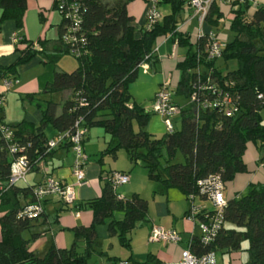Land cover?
<instances>
[{"label": "trees", "instance_id": "1", "mask_svg": "<svg viewBox=\"0 0 264 264\" xmlns=\"http://www.w3.org/2000/svg\"><path fill=\"white\" fill-rule=\"evenodd\" d=\"M128 1L77 0L78 27L72 30L73 39L69 45H65L60 38L66 25V18L60 14L58 37L51 43V49L47 45L49 40L44 37L35 41L20 37L16 42L21 52L19 57L10 65L0 66L2 84L6 79L18 81L17 66L37 54H44L42 61L45 69L38 76L41 92L71 91L59 102L41 98L37 93L25 96L40 110L38 125L25 119L8 124L0 117V124L12 128L13 141L18 146L16 152L10 153L0 134V264H88L92 254H102L98 250L96 231L99 225H106L108 235L116 236L119 245L131 252L128 233L137 221L146 220V199L138 193L128 198L121 197L111 182L112 171H109L100 195L95 198L74 204L75 199L66 202L57 196L64 205L75 210L81 206L88 207L93 214L92 220L88 226L72 229L70 247L51 245L44 256L38 257L30 243L45 234L46 230L33 229L42 224L44 200L55 195L44 197L41 200L42 210L35 216H28L21 211L34 202L33 187L44 180L12 185L7 180L10 164L19 156L27 157L31 172L38 169L42 160L58 146L64 145L72 150L68 139L48 150L49 138L44 132L47 126L57 131L55 136L73 131L76 120L86 128V133L92 127L102 128L115 139V144H108L99 152L100 164L105 154L115 156L122 148L131 163L146 169L150 180L158 181L166 188L179 189L188 200L190 195H194V199L204 198L199 182L209 175L217 174L225 183L237 173L245 172L247 168L242 155L247 142L252 141L264 148V3L257 4L250 15L247 13L250 6L247 0L229 4L214 0L211 3L203 23L207 21L218 25L223 16V5H226L231 13L229 27L234 35L231 40L222 42L224 47L220 57L207 61L204 55L208 33L213 32L217 38L218 34L211 30L208 33L200 31L192 44L190 34L178 28L177 18L188 0H158L157 9L159 4H166L170 12L160 13V18L150 25L146 21L138 31L127 12ZM26 5L27 0H0V22L13 20L21 29ZM54 7L56 9V0ZM39 14L44 20V11L40 10ZM202 24H198L199 28ZM161 37H170L178 45L188 46L186 54L176 64L179 79L173 90L188 101L184 105L177 104L180 107L177 127L172 132L164 130L157 136L145 129L153 113L132 101L129 86L144 63L158 61L155 43ZM81 38L85 40L82 43ZM79 45L78 55L72 54L70 46ZM65 54L73 56L77 62L71 71L57 70L58 62ZM220 59L224 61V66L235 62V67L222 68L218 65ZM198 67L205 74L200 78L196 75ZM9 88L5 87L0 92L5 97L0 107L6 102ZM223 90L231 93L236 106L231 115L224 107L208 106ZM194 92L195 99L192 101L190 97ZM134 123L138 125L137 130ZM178 152L182 156L179 160L176 159ZM116 211L122 212L120 218L115 216ZM188 212L189 209L186 216ZM223 221L224 225L211 243L203 245L199 236H193L190 251L195 255L209 252L231 255L245 251L247 264H264V181L251 182L245 193L227 199ZM25 232H29L30 238L23 236ZM109 260L111 263L119 261L114 258ZM137 264L162 263L148 254L144 262Z\"/></svg>", "mask_w": 264, "mask_h": 264}, {"label": "crops", "instance_id": "2", "mask_svg": "<svg viewBox=\"0 0 264 264\" xmlns=\"http://www.w3.org/2000/svg\"><path fill=\"white\" fill-rule=\"evenodd\" d=\"M105 1L113 2L115 0ZM247 1L250 5L247 10L249 15L253 12L257 4L264 3V0ZM147 6L148 3L146 0H129L126 4L127 12L133 18L132 23L136 31L146 23ZM167 6L169 8V5ZM40 10L44 11V20L40 19ZM54 11H56L54 0H27L21 29L16 27L13 20L0 22V66L12 64L21 54L20 50L17 49L18 43H14L11 40L14 34L34 41L37 40L38 37H44L49 40L47 45L48 49H51V43L58 37L59 31L57 29V24L60 21L59 18L58 22H52ZM169 12L170 8L167 13ZM167 13H163V15ZM177 18L179 21L178 28L190 34L192 44L196 41L200 31L208 33L212 30L211 27H206L204 23L200 26V29H190L193 21L196 20L195 24L198 22L197 19L192 16V9L188 4L184 5V8L180 11ZM50 27L55 29L54 38H49L47 36V30ZM20 45V47H23L22 44ZM178 46L177 42L170 37H161L157 39L155 47L159 59L156 63H144V66L140 67L137 78L129 86V93L132 101L141 104L146 110L152 112V101L161 85H169L173 92L179 76V70L176 64L187 52L181 55L179 51L177 52ZM43 55L44 54H37L30 61L17 66L18 81L13 87V93L23 97L29 93H38L41 91L38 76L42 74L45 69L42 61ZM219 64L220 61L218 60V65ZM226 66H230V64ZM7 95L6 93V96ZM62 99L61 94V100ZM146 103H150L151 106L148 108ZM3 107H0L2 113L0 117L2 118L5 114L2 109ZM30 113L31 114L27 113V111H22L19 113L20 117H18L14 123L21 119H25L38 125L41 120L40 110L36 108ZM177 119L178 117L173 118L175 127H177ZM98 128L100 127L90 128L85 135L83 147L84 151L89 154L88 160L84 166L85 183L75 186L74 204L83 203L85 200L99 196L106 182L107 172L115 170L126 172L129 175V181L125 184L118 185L116 187V192L123 198H128L133 193H138L148 202V211L146 220H142L144 228L141 231L142 236L136 242H132L131 252H125L127 255L123 258L116 256V254L110 258L116 260L125 258L133 264H137L144 262L146 256L150 254L162 264H177L180 260L181 251L188 248L191 238L193 236H199V231L193 221L186 216L191 202L179 189L175 187L166 188L160 182L150 180L147 177L146 170L139 168V164L131 163L128 156H103L102 164H100L98 161L99 156H90V153L94 151L100 152L108 144H112L114 139H112L109 134L105 133L102 128L103 134H101ZM146 129L152 133H157L162 131V129L164 131L163 118L153 113ZM93 131L95 138L91 140L90 135ZM44 132L48 138H53L57 134L54 128L48 126L44 129ZM99 138H102V141H100ZM103 144H106L105 147H101ZM87 150H89L90 153H88ZM242 157L247 170L237 173L233 179L224 183L222 193L226 200L246 191L249 183L264 181V148L258 147L255 143L249 141L246 143V148ZM73 160L74 154L70 148L64 145L58 146L54 149L52 154L42 160L38 169L28 173L27 182L34 184L43 181L47 176H52L64 183H72L74 181L72 174ZM194 202L196 204H205L206 206L211 205L210 202L209 204L207 203V200L200 198L194 199ZM43 208L45 215L42 224L35 227L33 231L46 230L45 234L30 243L31 249L38 257L41 256L39 252L44 251L46 253L51 245L57 248L70 247L73 242L72 229L77 226H88L93 216L92 211L88 207L81 206L80 209L75 210L64 205L57 196L46 198L43 202ZM60 208L62 209L60 210ZM121 216L122 215H118V218ZM153 225L167 230H175L180 236V241L177 244H164L152 241L150 239V230ZM96 231L98 239L109 241L110 247L113 248L115 244H117L115 238L108 235L106 225H99ZM23 236L25 238H30L29 232H25ZM101 246V249L104 250L103 243H101ZM232 255L236 258L235 256L237 254ZM110 263V260L106 263L102 262V264ZM221 264H225V262L222 261Z\"/></svg>", "mask_w": 264, "mask_h": 264}, {"label": "built area", "instance_id": "3", "mask_svg": "<svg viewBox=\"0 0 264 264\" xmlns=\"http://www.w3.org/2000/svg\"><path fill=\"white\" fill-rule=\"evenodd\" d=\"M158 0H148V7L146 10V21L148 25L155 23L160 18V12L157 9ZM214 0H188L189 6L192 8V16L201 25L208 13L209 7ZM224 3H242L245 0H218ZM77 0H56V10L64 18H66V25L64 31L61 33V40L66 45L70 44L73 39L72 30L78 27V15L76 14ZM209 40L205 49V59L207 61L216 59L221 56L224 44L218 40L217 36L213 32H209ZM19 36L14 34L11 38L12 42L16 43L19 40ZM84 38H81V43L84 42ZM70 52L78 55L80 45L70 46ZM144 66V64L142 65ZM200 67L196 69V75L198 78L205 75ZM17 80H4L3 84L6 88L12 86ZM201 88V86H199ZM172 89L169 85L163 84L159 87L154 95L151 111L160 115L163 118L165 130L172 132L175 129L173 118L177 117L180 113V107L173 102ZM194 92L190 99H195ZM4 95L0 94V103L4 100ZM230 105V106H229ZM208 106L224 107L226 113L231 115L236 111V106L232 101L231 93L228 90H223L221 95L212 103H208ZM79 120L75 121L74 130L66 134H60L53 138H49L47 145L48 150L54 148L58 144L62 143L66 139L72 144V150L74 154V160L72 164V174L74 181L72 183H64L52 176L45 177L44 181L33 187L32 194L34 196V202L27 204L21 211L22 214L28 216H35L42 210L41 200L47 195H55L66 202H72L75 199L74 188L77 185L85 183L84 166L88 160V156L83 151L82 140L86 133V128L80 126ZM0 134L4 141L7 143V148L10 153L17 151L18 146L13 141V130L11 127L5 124H0ZM30 170V163L25 156H19L12 160L10 164V174L7 183L12 185L16 183L27 182V175ZM111 182L114 187L125 184L129 181V175L122 171H112ZM201 193L204 194V200L211 203L210 206L205 204H196L194 202V195H190L189 200L191 202L187 217L190 218L196 228L199 231V241L203 245H207L213 241L215 235L220 231L224 225L223 221V209L226 203V199L223 196L222 190L224 182L219 175H209L206 179L199 182ZM2 188L0 184V189ZM150 239L154 242H160L164 244H177L180 241L179 234L172 229H164L153 225L150 230ZM190 244V243H189ZM110 264H130L128 261L119 260L116 263ZM177 264H218L216 254L209 252L202 255H195L190 251V245L188 248L181 251L180 260Z\"/></svg>", "mask_w": 264, "mask_h": 264}, {"label": "rangeland", "instance_id": "4", "mask_svg": "<svg viewBox=\"0 0 264 264\" xmlns=\"http://www.w3.org/2000/svg\"><path fill=\"white\" fill-rule=\"evenodd\" d=\"M105 1V0H104ZM110 2V1H109ZM158 9L160 11L161 14L163 13H167L169 11V8L166 4H159L158 5ZM60 18L59 13L56 11H54V17L52 18V22H58ZM231 19V13L228 10V6L223 5V16L219 19L218 25H211L209 24L207 21H205L204 24H206V27H211V31H215L218 34V38L220 39L221 42L225 43L229 40H231L233 38V31L231 30V28L229 27V20ZM196 20L192 22L190 29H200L198 23H196ZM47 36L49 38H54L55 37V29L50 27L47 30ZM257 43L259 44L260 41L257 40ZM195 46L192 45V50H194ZM188 50V46H178L177 47V52L179 51V53H181V55H184V53ZM220 64L219 65H224V61L222 59L219 60ZM223 62V63H222ZM76 60L73 56L69 55V54H65L61 57V59L58 62V66H57V70L61 71V70H65V71H71L72 69H74L76 67ZM230 64V66H222V68L227 67V69H232L235 67V62L232 61L227 63ZM226 69V68H225ZM179 73V72H178ZM179 79V76L177 78V80ZM176 80V81H177ZM16 84V83H15ZM13 84L8 90H7V96H6V100L7 102H5L4 107L2 108L4 110V116H3V121L5 123H14L16 121V119H18V117H20V114L22 111H27V113L31 114V111H34L37 107L35 106L34 103L31 102V100L25 96L21 97L19 94H15L14 92V85ZM5 90V87L2 84V80L0 79V92H3ZM61 94H62V98L68 96L71 94L70 90H66L63 93L62 92H41L39 91L37 93V95L41 98H46V99H52L55 102H59L61 101ZM172 99L174 100V102L176 104L180 105H184L187 103L188 99L181 95V94H177L173 91L172 94ZM32 103V104H31ZM147 107L149 108L151 106L150 103H146ZM36 107V108H35ZM1 109V108H0ZM38 109V108H37ZM1 110H0V115H1ZM2 116V115H1ZM176 125H178L176 123ZM51 127V126H48ZM134 128L135 130L138 129V125L136 123H134ZM165 128V127H164ZM101 132V134H103L102 129L98 128ZM146 129V127H145ZM94 130V129H92ZM163 129L162 131H159L157 133H155L157 136L161 135L163 133ZM91 140L95 138V134L94 131L93 133L90 135ZM110 138V137H109ZM100 141H102V138H99ZM115 144V139L113 140V143L110 145ZM106 144H103L101 147H105ZM88 153L89 150H87ZM99 152L94 151L93 153H90V156H98ZM89 155V154H88ZM104 156H113L110 153L105 154ZM115 156H127L126 151L124 149H118L116 152ZM181 153H177L176 154V159L179 160L181 159ZM111 160V159H109ZM139 168H143L144 167H140V165L138 166ZM146 170V169H145ZM242 193H245V191H243ZM241 193V194H242ZM207 203L209 204V201H207ZM117 215V216H116ZM118 215H122L121 211H116L115 212V216L118 218ZM142 220L137 221L135 227L128 233V238L131 241V249H132V242H136L137 240H139L142 236L141 231L144 229L143 225H142ZM145 227V226H144ZM115 240L117 241V244H115V246L112 248L110 247V243L109 241L106 240H102V239H98V250L102 253L100 255L98 254H92L88 264H102L108 262V260L110 259V257H112L114 254H116V256H120V258L126 257L127 254H125V252L130 253L129 251H127L126 249H124L123 247H121L119 245L118 239L116 236H114ZM51 243V241H50ZM101 243L104 244V250L101 249ZM51 245V244H50ZM101 246V247H100ZM243 247H245V244H243ZM138 251V249H137ZM39 254H41L40 257L44 256L45 252L41 251L39 252ZM236 258H234V256L231 255H221L219 253L216 254V259L218 264H221V262H225V264H247L248 263V255L245 251H241L239 253H237V255L235 256ZM231 259V260H230ZM122 260H126L125 258Z\"/></svg>", "mask_w": 264, "mask_h": 264}]
</instances>
